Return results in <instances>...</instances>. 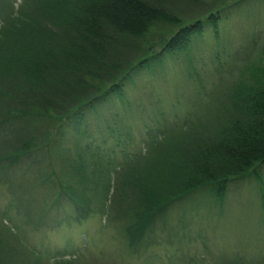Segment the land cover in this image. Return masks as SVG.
Returning a JSON list of instances; mask_svg holds the SVG:
<instances>
[{"label": "trees", "instance_id": "16d2710c", "mask_svg": "<svg viewBox=\"0 0 264 264\" xmlns=\"http://www.w3.org/2000/svg\"><path fill=\"white\" fill-rule=\"evenodd\" d=\"M243 1L0 0V176L52 205L64 198L69 219L102 213L130 246L205 184L222 201L229 181L264 166V47L233 76L251 46L248 28L236 31L226 59L211 62L214 78L188 72L194 94L180 114L168 118L159 107L143 119L139 148L129 146L120 112L101 113L97 134L87 131L88 114L165 53L179 51L176 62L188 68L196 36L209 34L224 53L220 22ZM81 127L84 141L70 139ZM183 214L180 228L191 222ZM79 251L48 260L0 221V264H80Z\"/></svg>", "mask_w": 264, "mask_h": 264}, {"label": "rangeland", "instance_id": "374dc122", "mask_svg": "<svg viewBox=\"0 0 264 264\" xmlns=\"http://www.w3.org/2000/svg\"><path fill=\"white\" fill-rule=\"evenodd\" d=\"M240 6L230 10L220 22L225 39L220 46L224 53L214 50L209 34L204 35L203 40L194 37L198 47L192 59L185 62L188 68L176 62L179 51L172 52V59L165 53L161 62L140 70L134 82L92 108L87 131L93 133L96 129L97 134V127L106 119V115L102 119L101 113L114 112L115 116L120 112L132 134L129 146L139 148L146 122L143 119L159 107L168 118L180 114L184 100L194 94L188 72L194 69L214 78L211 62L216 56L220 60L227 58L239 42L235 35L241 27L250 30L251 46L244 49L245 57L236 62L233 76L256 61L257 53L264 47V0H245ZM81 131L82 127L67 134L81 143L84 141ZM212 193L211 184L203 185L187 206L170 211L168 224L175 227L156 226L145 232L140 246H130L114 224L105 222L102 213L92 212L80 219H69L71 203L64 198L52 205L51 198L46 196V200L24 184L20 186L0 176V221L12 225L24 245L46 253L48 260L60 254L70 256L79 250L80 264H221L232 256L243 264H250L252 259L264 257V206H261L264 166L252 176L229 181L222 201L214 200ZM182 212L183 220L191 222L180 228L178 220ZM191 212L194 214L190 215Z\"/></svg>", "mask_w": 264, "mask_h": 264}]
</instances>
